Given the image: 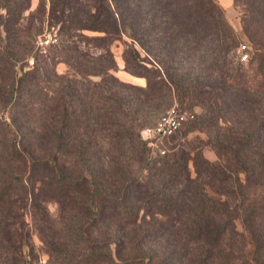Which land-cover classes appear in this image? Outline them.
I'll return each mask as SVG.
<instances>
[{
  "label": "trees",
  "instance_id": "1",
  "mask_svg": "<svg viewBox=\"0 0 264 264\" xmlns=\"http://www.w3.org/2000/svg\"><path fill=\"white\" fill-rule=\"evenodd\" d=\"M234 2L248 70L216 0H0V264H32L33 232L46 264H264V0ZM173 99L206 138L152 160Z\"/></svg>",
  "mask_w": 264,
  "mask_h": 264
},
{
  "label": "rangeland",
  "instance_id": "2",
  "mask_svg": "<svg viewBox=\"0 0 264 264\" xmlns=\"http://www.w3.org/2000/svg\"><path fill=\"white\" fill-rule=\"evenodd\" d=\"M218 6L223 10L224 15L228 21V23L232 26V28L236 31V33L238 34L239 37V42H238V46L235 47L231 52H230V56L234 55L233 60L235 63L239 62V45L240 44H246L249 47V53H250V57L252 55V51L254 50V44L248 39V36L244 33L243 31V8L239 5H237L234 0H216ZM39 3V0H33L32 3V9H35L37 7ZM46 8H47V13L46 15H48V12L50 10V4L47 3L46 4ZM52 32V33H50ZM54 32H57L56 29H54V27H50V24H48L47 21L44 22V34H46V37L44 38H54ZM88 34H93L91 32H87ZM202 43V42H201ZM202 45H206L205 43H202ZM82 47H85L84 45ZM125 49V46L123 43H115V45L113 46V50L115 52V58L118 62L119 65V70L117 71V75L121 78L124 79L126 81H130L136 84H145V79H141L140 77L136 78L133 77L132 75H130L129 73H127L126 71H124V58H123V51ZM54 51V48H50L48 51V54H50V56H52ZM202 54V52H200ZM197 55H199V53H197ZM30 65H33L34 60L33 58L30 59ZM243 68L248 70V61L243 63ZM52 67V66H51ZM56 72L58 74H67V75H73L72 71L70 70L68 64L66 62H59L57 63L56 67ZM26 69H28L26 67ZM174 105H178L180 108H184V109H188V110H192L194 112H199V109L196 108H192L189 106L188 103H184L181 104L179 101H177L176 99L172 100V103L170 104V106H168L166 108V110H164L163 112L159 113V114H154L153 118L147 122V124H145L143 127H147L150 125L155 124L163 115H165L167 113V111L173 107ZM11 113L9 108L7 110L5 109H1L0 110V120L3 121H11L10 119ZM193 123L192 122H187L185 123L180 130H178L174 135L170 136V137H165L163 139H159L156 140L154 144H150L151 146V150L149 152V155L151 157L152 160L158 158L160 155H163L164 151H168L170 153V149L179 143V139H181L182 142L184 141H194L196 140V138L199 136L200 139H205L206 136L203 133H200L196 130H188L190 125ZM143 138V137H142ZM199 143V142H196ZM202 151L205 155L206 158H208L211 161H215L218 159V155L216 153V151L211 148L210 146H206L203 145L202 147ZM160 152V153H159ZM51 210L56 213V207L55 205H51ZM27 222H31V218L30 216H27ZM238 228L239 229H243L241 221H238ZM32 242L34 243L35 247H36V251L35 254L37 255L36 260H31L32 264H46L47 260L49 258V256L45 253V251L42 249V243L40 240V237L37 233L33 232L32 236H31Z\"/></svg>",
  "mask_w": 264,
  "mask_h": 264
},
{
  "label": "built area",
  "instance_id": "3",
  "mask_svg": "<svg viewBox=\"0 0 264 264\" xmlns=\"http://www.w3.org/2000/svg\"><path fill=\"white\" fill-rule=\"evenodd\" d=\"M53 42H55V38L53 37L41 38L38 41V45L44 52ZM239 51L240 60L242 62L248 61V46L246 44H240ZM193 117L194 113L191 111L183 110L178 105H174L155 124L145 127L141 132L142 137L149 144H154L156 140L169 137L176 133L185 123L193 119Z\"/></svg>",
  "mask_w": 264,
  "mask_h": 264
},
{
  "label": "crops",
  "instance_id": "4",
  "mask_svg": "<svg viewBox=\"0 0 264 264\" xmlns=\"http://www.w3.org/2000/svg\"><path fill=\"white\" fill-rule=\"evenodd\" d=\"M124 68V67H123ZM133 77H136V76H133ZM136 78H138V77H136ZM142 79V78H141Z\"/></svg>",
  "mask_w": 264,
  "mask_h": 264
}]
</instances>
